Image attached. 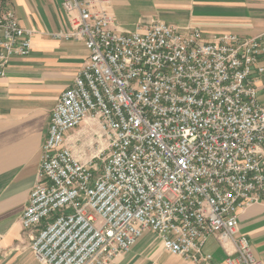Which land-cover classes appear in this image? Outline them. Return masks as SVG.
Masks as SVG:
<instances>
[{
	"label": "built area",
	"instance_id": "1",
	"mask_svg": "<svg viewBox=\"0 0 264 264\" xmlns=\"http://www.w3.org/2000/svg\"><path fill=\"white\" fill-rule=\"evenodd\" d=\"M89 56L58 99L22 217L41 264H110L147 230L196 263L214 236L224 264H264L239 230L264 202V39L152 19L121 30L110 0H62ZM32 31L0 12V78ZM88 126L87 134L71 133Z\"/></svg>",
	"mask_w": 264,
	"mask_h": 264
},
{
	"label": "crops",
	"instance_id": "2",
	"mask_svg": "<svg viewBox=\"0 0 264 264\" xmlns=\"http://www.w3.org/2000/svg\"><path fill=\"white\" fill-rule=\"evenodd\" d=\"M9 8L32 31V50L13 57L7 75L0 78V264H41L21 217L36 184L51 113L74 83L89 49L85 41L53 36L70 28L62 0H9ZM110 9L121 30L161 19L182 31L199 29L206 40L223 33L264 39V0H110ZM257 86L264 105V73ZM88 131L82 124L71 135ZM239 230L264 262V202L240 212ZM203 253L211 258L200 263L172 254L147 230L110 264H224L226 253L214 236L205 242Z\"/></svg>",
	"mask_w": 264,
	"mask_h": 264
},
{
	"label": "rangeland",
	"instance_id": "3",
	"mask_svg": "<svg viewBox=\"0 0 264 264\" xmlns=\"http://www.w3.org/2000/svg\"><path fill=\"white\" fill-rule=\"evenodd\" d=\"M9 8V0H0V12ZM87 130H85L86 132ZM88 133V132H87ZM86 133V134H87Z\"/></svg>",
	"mask_w": 264,
	"mask_h": 264
}]
</instances>
